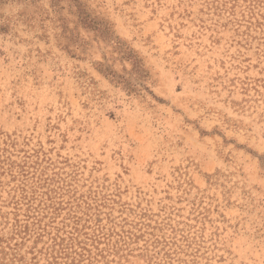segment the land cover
Segmentation results:
<instances>
[{"label":"rangeland","instance_id":"rangeland-1","mask_svg":"<svg viewBox=\"0 0 264 264\" xmlns=\"http://www.w3.org/2000/svg\"><path fill=\"white\" fill-rule=\"evenodd\" d=\"M0 264H264V0H0Z\"/></svg>","mask_w":264,"mask_h":264}]
</instances>
